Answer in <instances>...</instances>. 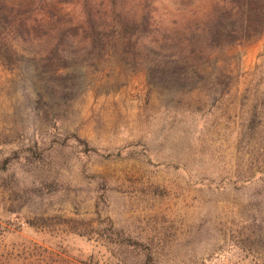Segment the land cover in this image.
<instances>
[{
    "label": "rangeland",
    "instance_id": "obj_1",
    "mask_svg": "<svg viewBox=\"0 0 264 264\" xmlns=\"http://www.w3.org/2000/svg\"><path fill=\"white\" fill-rule=\"evenodd\" d=\"M39 1L4 0L45 20L34 44L0 24V264H264V30L159 80L51 61L81 11Z\"/></svg>",
    "mask_w": 264,
    "mask_h": 264
},
{
    "label": "trees",
    "instance_id": "obj_2",
    "mask_svg": "<svg viewBox=\"0 0 264 264\" xmlns=\"http://www.w3.org/2000/svg\"><path fill=\"white\" fill-rule=\"evenodd\" d=\"M74 2L81 11L79 18L59 23L52 19L53 28L46 31L49 43L55 42L53 56L48 57L51 61L67 63L62 52L74 43L78 50L94 55L144 60L150 77L159 80L179 79L185 66L205 52L257 39L264 30V0ZM5 5L4 0L0 2V24L9 27V53L13 55L15 43L34 44L32 36L44 32L45 20L33 17L32 9H27L31 4L17 10Z\"/></svg>",
    "mask_w": 264,
    "mask_h": 264
}]
</instances>
